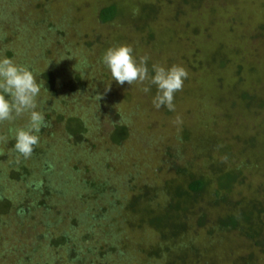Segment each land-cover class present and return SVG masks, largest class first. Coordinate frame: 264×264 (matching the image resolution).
<instances>
[{"label":"rangeland","instance_id":"1","mask_svg":"<svg viewBox=\"0 0 264 264\" xmlns=\"http://www.w3.org/2000/svg\"><path fill=\"white\" fill-rule=\"evenodd\" d=\"M109 4L124 15L102 24L97 13ZM121 44L132 46L137 60L149 57L150 74L153 64H175L188 71L182 91L175 93L174 112L153 107L155 85H119L112 80L101 58L108 48ZM4 57L27 66L35 78L50 71L53 79L50 89L40 87L38 110L48 126L39 133V145L29 159L17 161L9 133L10 128L26 126L27 115L0 123V135L9 137L6 144L0 142V264H84L90 257L91 264H136L142 239L150 245L160 242L157 251L166 264L182 251L198 258L195 264L209 261L202 257L203 252L210 256L206 231L218 211L212 215L204 209V194L199 209L186 215L190 221L182 225L183 236L169 243H162L147 227L128 231L123 225L127 218H117L118 228L106 235L97 230L86 235L76 229L84 210L72 196L69 202L65 197L74 187L59 184L65 194L61 196L59 181L48 179V162L44 160L41 169L32 164L48 147L52 152L49 149L46 158L49 154L64 161L66 175L70 171L75 182L81 177L106 182L104 190L114 194L123 209L150 190L156 191L155 202L166 206L165 187H183L188 193L185 175L206 176L208 163L222 164V170L238 168L249 158L250 167L242 171V183L234 186L228 200L255 194L264 198V103L256 108L259 100L264 102V0H190L179 8L169 0H0V58ZM144 86L150 91H141ZM243 91L253 96L251 101L238 100ZM247 103L252 105L249 110ZM177 116L182 123L175 122ZM76 123L85 129L83 141L71 137ZM117 127L124 136L115 144L103 135ZM90 147L99 155L101 150L96 160L102 165L100 170L94 164L88 173L90 161L85 157ZM71 165L87 173L74 176ZM203 211L207 221L197 227L194 221ZM64 235L77 237L69 249L59 242ZM225 237L220 257H251L255 264H264L263 255L235 234ZM165 248H170L167 254Z\"/></svg>","mask_w":264,"mask_h":264},{"label":"trees","instance_id":"2","mask_svg":"<svg viewBox=\"0 0 264 264\" xmlns=\"http://www.w3.org/2000/svg\"><path fill=\"white\" fill-rule=\"evenodd\" d=\"M169 1L175 7L178 8L189 5L190 3V0ZM123 15L124 14L120 8L115 7L113 4H109L105 7H102L98 11L97 20L100 23L105 24L111 22L115 18L122 17ZM216 54L217 51H214L211 55L212 59H215ZM223 63L224 62H220L219 67H221ZM237 69V77L242 80V76L240 75V68ZM52 79V72L49 71L39 75V77L36 78V81L38 84H40V86L42 84L43 89H50ZM42 81H44V83ZM249 94V92H239L238 100L241 102H245L246 100L251 101V97L253 96ZM259 101L260 102H257L258 106L253 107L259 109L260 107H263L262 103L264 102L262 100ZM251 106V103H247L245 106V110H249ZM76 127L77 128L73 130L74 132L72 131L71 137H73V140L76 142L83 141L85 129L84 127H81L79 123H76ZM123 132L124 130L121 127H117L115 128V130H113L111 134L103 136L104 138L106 137L107 140L111 143L118 144L120 141L123 140ZM246 143L251 144L249 140H247ZM99 147L101 149V145H99ZM51 148L52 147H48V150L50 149V152H52ZM89 149V154L87 153L88 158L85 157L87 162L90 161L88 173H90V168L94 166V164H96L99 169L102 165L101 161L98 162L96 160L97 156L102 155L101 150H99V152L101 153L99 155V153L96 152L98 151L97 148L90 147ZM48 150L44 152L39 151L41 152V155H39L38 159L36 160L33 158L34 162L32 164H34L35 168L41 169L43 161L45 160L46 163L48 162L46 168L49 170L48 179L50 180V182L51 180L55 182L59 181V183L57 184V188L59 187L60 190L63 188L59 184H71V186L74 187L72 188V191L69 192V195L65 197L69 202L70 196H72L74 200L77 201L76 205H78V208L84 210L81 215H78L80 220L79 223L81 225L76 224V227L78 226L76 229L80 228L82 232L85 231L86 235L93 233L94 230L100 231L101 235H106L109 233V230H112V227H114L115 229L118 228L115 226L117 218L122 220L123 222L127 218V222L123 223V225L127 226L126 228L128 229V231L140 232V230L142 231L144 227H147L158 234L159 240L162 243H169L170 240L174 241L176 240V238H180L181 236H183L182 233L184 229L182 225L184 222L190 221V219H187L186 215L191 212L195 207L199 209V199L200 201H202V195L204 194V209L210 211L212 215L213 212L218 211V215L216 217L214 216L215 218L213 217L211 222H208L211 225L207 228L206 231V245H208V248L210 250V256L206 255L203 252L202 257H206L209 260L207 264H255L251 257L244 258L236 256L234 259V255H231V259H223V257L219 256V249L223 244L222 240L226 239L225 236L227 233L235 234L240 240H242L246 244V246L256 250L264 257V198L262 200H259L255 194L250 198H246L244 200L238 199L235 202H231L228 200L227 197L229 196V193L234 188V186H238L242 183V181L240 180L243 176L242 171L245 168L250 167V158L247 159L246 163L241 164L240 167H233V169L229 170H222V164L212 165L211 163H208V172L206 171L207 173L204 177H202L201 175L197 177H192L188 174L185 175L187 178L185 182L186 190L188 193L184 191L183 187L176 188L171 185H169L167 188L165 187L164 191L166 192V196H168V202L167 204H165L166 206H159V203L157 202V204L155 202V197H157V194L155 193L156 191L150 190V194H148L149 192L144 194L142 193L138 197L131 200L128 206L123 209L119 205L118 201H116L114 194H110L104 190L107 187L106 182H104L103 184L95 177L91 179L87 177V179L81 177L79 178V182H75L73 176L69 174V168L67 170L68 172H66L67 175L65 174L63 170L64 161L60 162L57 158H54L53 156L51 157V155L49 156V154L46 158L45 155ZM68 158L71 159L70 156H68ZM40 159L42 161H40ZM92 159H94V161ZM58 164L62 165L60 166L61 168L58 170L59 172L52 175L53 170ZM70 168H72V171L76 172L74 176L76 174L82 175L84 173H87L86 169H82L81 171L80 169L72 165ZM92 169L94 170V167H92ZM177 171L178 170H176V172ZM183 171L184 174H186L185 169H183ZM59 188L58 193H60ZM76 192H78V195L76 194ZM46 194L49 195L50 193L46 191ZM63 195L65 194H61V196ZM79 196L80 199L78 200ZM98 201H100L101 204L99 206H95L94 208V205L99 203ZM90 205H92L91 209L89 207ZM201 208L202 206H200V209ZM204 213L205 212L203 211L202 213L197 215L196 220L194 221L197 227H201L204 222L207 221L206 215ZM110 235L109 237L111 238V236L113 235ZM76 238L77 237L75 235L74 238L73 236L64 235L63 237H61V239H59V242L69 249L70 244H73V241H76ZM103 239L105 240V238ZM139 244L141 245V248L140 245L137 246L138 251L135 254L136 258H140L141 260L139 261V263L136 264H144L145 262L157 261L159 259L161 261L160 264H166L164 255L162 254L159 258V252L157 251L160 242L155 245H150L149 243H146V239H142ZM88 251L90 253V250ZM96 251L101 254L100 250ZM169 251L170 248L164 249V252L166 254ZM188 251L193 250L188 249ZM82 256L84 257L82 259V261L84 262L86 259L85 254H82ZM193 256L194 255H186L183 251L182 255L177 256L176 252V257L174 256V258L176 259L174 260V262L173 259H171V261H167V264H175L177 262H181V264L198 263V258H194ZM91 258L93 257H90L89 263L85 262L84 264H91V261H93ZM95 259L97 258L95 257ZM204 263L206 264V262ZM117 264H124V260L118 261Z\"/></svg>","mask_w":264,"mask_h":264},{"label":"clouds","instance_id":"3","mask_svg":"<svg viewBox=\"0 0 264 264\" xmlns=\"http://www.w3.org/2000/svg\"><path fill=\"white\" fill-rule=\"evenodd\" d=\"M133 51L132 46L125 44L110 47L103 54L101 62L109 70L112 80L119 85H143L146 81L149 85H155L157 90L152 100L153 107L157 110L166 107L174 112L175 93L182 91L188 71L180 65L166 68L153 64L150 74L147 66L149 57L140 56L137 60ZM40 87L27 66L17 64L8 57L0 58V123H13L25 115L28 117L26 126L9 129L15 141L13 148L18 154L17 161L21 157L29 159L32 156L34 148L39 145V133L48 126L43 111L38 110ZM141 91L147 93L150 88L144 86ZM175 122L182 123L180 116L175 118ZM8 138L0 135V142L6 144ZM36 187H40V184L37 183Z\"/></svg>","mask_w":264,"mask_h":264}]
</instances>
